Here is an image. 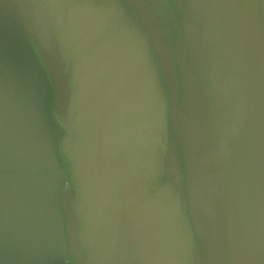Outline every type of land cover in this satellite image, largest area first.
<instances>
[{
    "label": "water",
    "instance_id": "obj_1",
    "mask_svg": "<svg viewBox=\"0 0 264 264\" xmlns=\"http://www.w3.org/2000/svg\"><path fill=\"white\" fill-rule=\"evenodd\" d=\"M0 264H264V0H0Z\"/></svg>",
    "mask_w": 264,
    "mask_h": 264
}]
</instances>
